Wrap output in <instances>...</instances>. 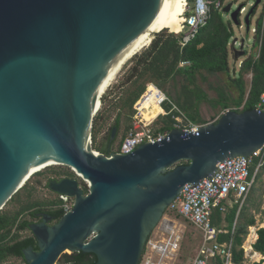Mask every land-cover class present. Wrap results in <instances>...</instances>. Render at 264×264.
I'll use <instances>...</instances> for the list:
<instances>
[{"label": "water", "instance_id": "water-1", "mask_svg": "<svg viewBox=\"0 0 264 264\" xmlns=\"http://www.w3.org/2000/svg\"><path fill=\"white\" fill-rule=\"evenodd\" d=\"M169 2L0 0V211L32 170L50 161L82 174L49 181L74 206L59 220L42 212L30 224L39 249L24 250L27 264H74L64 262L68 251L92 253L94 264H139L150 234L187 183L264 146V112L254 108L229 109L197 133L174 128L128 154L94 149L101 92L143 49ZM262 2L255 0L245 17L248 32ZM232 8L223 11L240 25L245 4ZM234 41L235 59L246 56L245 39Z\"/></svg>", "mask_w": 264, "mask_h": 264}, {"label": "trees", "instance_id": "trees-1", "mask_svg": "<svg viewBox=\"0 0 264 264\" xmlns=\"http://www.w3.org/2000/svg\"><path fill=\"white\" fill-rule=\"evenodd\" d=\"M217 2L218 0H213ZM225 3V0H222ZM255 8L252 17L256 14ZM251 17V20H252ZM233 21L223 9L212 4L210 16L207 24L201 27L196 36L186 45L182 43V33L168 32V28L157 32L152 42L137 53L130 60V68L126 84H132V88L124 95L117 98L115 106L120 110L127 109L129 118L132 120L135 113V104L144 93L149 83H155L172 100L178 109H174L171 102L164 104L167 114L161 115L158 131L170 132L175 128L177 122L175 117L183 112L191 121L197 124H206L200 112V104L204 100L212 101L223 111L234 109L239 112L248 109H254L261 101L264 94V11L258 20L255 39V52L249 54L246 51V58L243 60L237 76H232L233 84L238 88V94L232 96L228 91H219L218 97L211 98L206 91L197 83L198 76L206 79L205 72L210 74L227 73L230 75V48L231 40L234 38ZM234 47V45H232ZM186 62V64H183ZM251 75L249 79L248 76ZM181 80V88L174 89L171 82ZM169 86L171 88H169ZM173 88V89H172ZM106 93V92H105ZM102 96V102L106 96ZM102 104L96 112L92 127V142L95 150H100L105 154L111 151L115 139L111 140L106 147H99L97 144L100 134L102 120ZM122 114L116 118L115 126L119 129L122 124ZM131 126V125H130ZM129 126V128H130ZM183 163H186L184 161ZM34 175L42 176L47 180L46 187L51 179L59 177H78L74 171L62 166H48L44 170L37 171ZM33 175V176H34ZM44 180H39L43 184ZM34 187H30L29 180L25 185L13 195L5 207L0 211V264L6 263L11 257L21 258L22 262L17 264H27L24 250L34 246L38 250V244L35 236H24L26 230H30V224L35 222L39 212H47L59 220L64 215V209L61 207L62 200L59 195L51 200L39 201L33 199ZM255 193H253L254 195ZM26 195V200H22ZM264 188L257 203L251 204L256 212H260L264 218ZM18 205L16 208L13 206ZM244 211L238 224L236 233V244L240 246L244 236L248 233V227L256 222L254 214ZM237 212V206L231 207L225 216L227 227L232 228ZM166 213L172 214L180 220L183 216L175 213L168 208ZM220 216V215H218ZM32 217L34 219H31ZM221 218L216 219L220 223ZM259 237L255 243V248L264 253V228L259 229ZM231 234H224L222 239H228ZM243 250L236 251L235 261L241 262ZM65 263L74 264H94L97 262V256L92 253L74 252L64 255Z\"/></svg>", "mask_w": 264, "mask_h": 264}, {"label": "built area", "instance_id": "built-area-1", "mask_svg": "<svg viewBox=\"0 0 264 264\" xmlns=\"http://www.w3.org/2000/svg\"><path fill=\"white\" fill-rule=\"evenodd\" d=\"M191 1H195V8H192ZM212 4H216V7L221 9L225 6L222 0L217 2L186 0L182 29L177 32L183 34L182 43L184 45L190 42L199 29L207 24ZM185 27L189 29L185 30ZM235 43L234 41V45ZM166 102H171L173 108L178 109L161 88L153 82L149 83L134 106L135 113L128 135L107 155H112L114 152L128 154L135 151L141 144L156 143L166 138L169 132L158 131L154 126L161 115L167 114L164 109ZM156 105H159L162 111L149 119L146 117V110L153 109ZM256 109L264 112V94ZM175 119L177 121L175 128L183 129L186 134L199 132L203 125L191 121L183 112H180ZM218 119L211 122H216ZM263 176L264 146L249 156L228 157L218 162L213 175L197 183H187L169 208L181 214L185 220L194 225L200 234L202 241L198 253L191 259L183 257L186 238L185 225L178 217L166 213L150 234L139 264H236L234 249L238 220L250 200L251 193L257 189ZM81 182L83 187L89 190L90 182L84 179ZM58 195L63 201L61 207L66 214L73 209L74 199L64 194ZM235 205L237 213L231 232L225 227H218L214 224L213 218L216 211L224 213L230 206ZM229 232L231 237L222 242L220 240L222 234ZM96 235L97 233L93 232L86 241H90ZM250 247L251 250L247 248V251L251 262L248 261L245 264H264V253L252 252L253 248ZM68 254L72 252L69 251Z\"/></svg>", "mask_w": 264, "mask_h": 264}, {"label": "rangeland", "instance_id": "rangeland-1", "mask_svg": "<svg viewBox=\"0 0 264 264\" xmlns=\"http://www.w3.org/2000/svg\"><path fill=\"white\" fill-rule=\"evenodd\" d=\"M229 3H233V8H232L233 10H235L240 4H242V3L245 4V9L240 14L241 24L240 25H237L235 23L233 24V29H234L235 35H234V38L231 40V43H230L231 44V48H230V51H231L230 52L231 72H230V75L227 73L210 74L208 72H205L206 79L201 77V76H198V78H197V83L213 99L218 97V92L221 90L228 91V93H230L232 96H236L238 94L239 90L233 84L231 77L237 76L238 69H240V66H241L240 65L241 61H243L246 58V56H244L240 59H235V57L233 55V48L234 47H232V45H233L232 43L236 37H238L240 40L245 39L246 51L249 54L255 52L256 48H253L254 41H255V31L257 28L258 20L264 11V2H262L257 7L256 14L252 17L251 30H250V32H248L247 26L245 23V17L247 15V13L250 11V9L252 8L253 4L255 3V0H225V5H227ZM191 5H192V8H195V1H191ZM189 13H191V12H189ZM227 17H230V16L227 14ZM186 29L188 30L189 27H187V28L185 27V30ZM167 30H168V32H173L170 29H167ZM130 64L131 63L129 61L128 63H126L124 65V67L122 68V70L119 73L116 80L113 82V84L106 91L105 101L101 102V103H103L102 109H101V113L103 116H102V120H101L100 134L98 136V141H97V144L99 147H106L108 145L109 137L113 131V128L116 127L115 121H116V118L119 115V113L122 114V116H121L122 124H121L119 129L117 128L116 137H115L116 141L114 144L117 146L122 141V137L124 135H128L129 126L132 124L133 119L131 120L129 118V115L127 113V109H124L122 111L118 107L115 106V103H116L117 98H119L123 94L125 95L128 92V90L130 88H132V84H126V80H127L128 75H129L128 70L131 66ZM248 78L250 79L251 75H249ZM173 84H174V89L172 88L173 91L176 90L175 89L176 85H177V89L181 88V80L180 79H177L176 82H171L170 86L172 87ZM170 86H169V88H171ZM103 95H104V93H103ZM99 109H100V107H99ZM226 111H223V108L221 106L216 107L213 104V102L209 101V100H204L200 104V112H201L202 117L205 120H208L210 122L215 120V119L220 118V116ZM159 119L154 123V126L156 129L161 126ZM96 151L103 153L100 150H96ZM50 166H62L64 168H68L71 171H74L76 173V175L78 176L79 180H81V176H79L77 174V172L72 167L62 165L59 163H53V164L49 165V167ZM45 168H43L41 170H44ZM38 171H40V170H38ZM33 175L29 179V183H30V187H34V193H33L34 194L33 195L34 200L46 201V200L54 199L58 196L57 193L53 192L49 187H46V183H47L46 179H44L42 176H37V175L33 176ZM41 179L44 180L43 184L39 183V180H41ZM263 188H264V176L261 178V180L259 182V186L255 190L257 198L259 197L257 199V202H259V200H260V194L262 193ZM26 197L27 196L24 195L22 200H26ZM257 202L255 201V203H257ZM17 206L18 205L13 206L12 208H16ZM263 207H264V203H263ZM252 210H255V207H251L249 209V213H252ZM259 217H261V216L259 215ZM29 218L34 219L32 217H29ZM183 223H184L185 228H186V238H185V242H184L183 251L186 254L189 253L188 255L195 254L198 250L197 247H198L200 236H199L198 232L196 231V229L193 228L192 225H190L187 222H183ZM32 234H33V232L31 230H26L23 233L24 236H28V235H32ZM68 253H69V251H68ZM20 262H22L21 258L11 257L4 264H17Z\"/></svg>", "mask_w": 264, "mask_h": 264}, {"label": "crops", "instance_id": "crops-1", "mask_svg": "<svg viewBox=\"0 0 264 264\" xmlns=\"http://www.w3.org/2000/svg\"><path fill=\"white\" fill-rule=\"evenodd\" d=\"M255 33H256V31H255ZM255 42H256V39H255V41H254V46H253V48H258V47H255L256 46V44H255ZM233 45H234V41H233V43H232ZM235 46V45H234ZM239 46V45H238ZM242 62L243 61H241V64H242ZM240 64V65H241ZM239 70V69H238ZM229 110V109H228ZM162 111V110H161ZM210 122V121H209ZM127 135H124L123 137H122V140L126 137ZM119 145V144H118ZM116 145L115 144H113L112 145V147H111V150L115 147ZM253 193H255V190H253V192L251 193V196H250V200H249V202H248V204H247V206L244 208V210H243V212L244 211H246L247 212V210H245V209H247L248 207H253V206H251L250 204H253V203H255V201L257 202V199L259 198H257V195H256V193L253 195ZM261 195V194H260ZM230 208H231V206L229 207V209H228V211L230 210ZM262 208H264L263 207V205H262ZM228 211L227 212H221V211H216L215 212V214H214V218H213V221H214V224L215 225H217L218 227H225L226 229H228L230 232H231V230L233 229V226H232V228L231 229H229L228 227H227V223H226V220H225V216H226V214L228 213ZM243 212H242V214H243ZM237 213V212H236ZM248 213H249V210H248ZM242 214L240 215V217H239V220H240V218H241V216H242ZM252 214H254V217L256 218V222L253 224V225H250L249 227H248V233L244 236V239H243V242H242V244L240 245V246H238L237 244H236V234H235V249H234V262L236 263V264H245L246 262H251L250 260H249V253H248V251H247V248H249V250H251V247L250 246H252V248H253V250H252V252H257V253H260L261 251H259V250H257L256 248H255V243H256V241H257V239H258V237H259V234H258V231H259V229H261V228H264V218H263V215L260 213V212H256V210H252ZM218 215H220V216H218ZM259 215L261 216V217H259ZM219 218H221L220 220V223H216V219L218 220ZM235 219H236V217H235ZM239 220H238V224H239ZM183 222H187V223H189L187 220H183ZM235 222V221H234ZM190 224V223H189ZM190 225H192V224H190ZM234 225V224H233ZM193 226V228L195 229V227H194V225H192ZM257 230H256V229ZM238 229V225H237V228H236V230ZM228 233V234H231V233ZM236 233H237V231H236ZM199 234V233H198ZM224 234H222V236H223ZM199 236H200V234H199ZM222 236H221V241L222 242H224L225 240H228V239H222ZM201 241H202V238H201V236H200V238H199V243H198V247H197V252L195 253V254H190V255H188V254H186L185 252H184V254H183V257L184 258H186V259H191L192 257H194L197 253H198V251H199V248H200V245H201ZM237 250H243V257H242V259H241V262H237V261H235V257H236V251ZM187 262H189V261H187Z\"/></svg>", "mask_w": 264, "mask_h": 264}, {"label": "bare ground", "instance_id": "bare-ground-1", "mask_svg": "<svg viewBox=\"0 0 264 264\" xmlns=\"http://www.w3.org/2000/svg\"><path fill=\"white\" fill-rule=\"evenodd\" d=\"M185 5H186V0H170V2H169L168 6L166 8V11H165V13H164V15H163L160 23L158 24L157 28L155 29V31L153 32L152 36L150 37V39L148 40V42L146 43V45L143 47V49L145 47H147L151 43L152 39H154L153 38L154 34L157 33V32H160V31H162L164 29H167V28L170 29L173 32H180L181 31V29H182V22L184 21ZM132 58H133V56L131 58L125 60L120 65V68L118 70L117 76L115 77L114 81L118 77V75L121 72V70L124 67V65L126 63H128ZM113 82H111L101 93L102 94L105 93L108 90V88L113 84ZM161 109L162 108L159 105H156L153 109L146 110V117H148L149 119H151V118L157 116L161 112ZM53 163H58V162L50 161L46 165H42V166H40V167L32 170L33 173L30 175V177L27 179V181L38 170H41V169L45 168V166L47 167V166H49V165H51ZM79 175L82 176V174H79Z\"/></svg>", "mask_w": 264, "mask_h": 264}, {"label": "flooded vegetation", "instance_id": "flooded-vegetation-1", "mask_svg": "<svg viewBox=\"0 0 264 264\" xmlns=\"http://www.w3.org/2000/svg\"><path fill=\"white\" fill-rule=\"evenodd\" d=\"M62 177H59V178H57V179H61ZM39 213H42V212H39ZM39 213H38V215H39ZM42 219V217L39 215L36 219H35V222H37V221H40ZM64 259V258H63ZM65 260V259H64Z\"/></svg>", "mask_w": 264, "mask_h": 264}]
</instances>
